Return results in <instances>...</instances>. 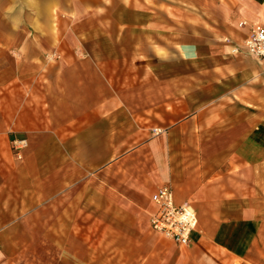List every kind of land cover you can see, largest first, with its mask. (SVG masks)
Here are the masks:
<instances>
[{
    "label": "crops",
    "instance_id": "1",
    "mask_svg": "<svg viewBox=\"0 0 264 264\" xmlns=\"http://www.w3.org/2000/svg\"><path fill=\"white\" fill-rule=\"evenodd\" d=\"M125 3L30 0L29 19L12 28V37L3 31L11 28L0 6V232L10 222L37 221L38 207L52 231L54 206L83 205L86 183H100L119 159L158 155L163 142L196 141L193 130L222 97L243 92L246 83L260 86L264 62L243 48L249 26L216 42L209 35L213 42L197 48L195 28L182 34L174 23L130 21L138 12ZM19 17H12L14 25ZM13 139L26 140L22 160ZM176 153L172 169L149 174L152 182L127 188L126 198L143 206L148 229L159 235L150 226L151 196L169 186L175 203L197 215L190 243L203 256L213 264H252L238 262L239 252L220 241L224 221L253 213L244 207V191L214 184L212 161L182 168ZM92 201H100L99 185ZM231 232L245 236L244 229Z\"/></svg>",
    "mask_w": 264,
    "mask_h": 264
},
{
    "label": "rangeland",
    "instance_id": "2",
    "mask_svg": "<svg viewBox=\"0 0 264 264\" xmlns=\"http://www.w3.org/2000/svg\"><path fill=\"white\" fill-rule=\"evenodd\" d=\"M123 1L138 12L129 15L130 21L164 26L174 23L182 34L195 28L197 48L210 43L209 35L216 42V37L224 39L238 27L250 29L264 23V0ZM29 2L0 0L2 17L11 28L3 30L7 36L12 37V28L17 30L19 23H27ZM104 2L109 4V0ZM19 12L14 25L12 17ZM33 21L40 26L42 20L37 16ZM227 96L218 101L222 105L214 106L198 122L193 130L196 141L163 142L154 149L161 151L158 155L154 152L151 157L138 156L129 162L119 159L116 170L102 177L100 183L98 179L86 183L83 205L54 206L52 231L50 223L45 222L43 207L37 209V221L7 223L0 232V264H213L191 243L180 246L150 232L143 206L133 205L126 198L127 188L145 189L152 182L149 174L161 176L165 165L172 169L173 150L182 168L186 165L189 169L190 162L199 167L206 160L212 161L214 184L223 181L230 190L238 187L244 191V207L252 208L253 213L224 221L226 232L220 241L232 246L235 256L239 252L238 262L264 264V109L259 108L264 107V77L260 86L246 83L243 92ZM227 102L228 107L223 108ZM248 160L257 161L258 166ZM93 185H99V203L92 201ZM237 229H244L245 236L231 232ZM257 230L261 236H246Z\"/></svg>",
    "mask_w": 264,
    "mask_h": 264
},
{
    "label": "built area",
    "instance_id": "3",
    "mask_svg": "<svg viewBox=\"0 0 264 264\" xmlns=\"http://www.w3.org/2000/svg\"><path fill=\"white\" fill-rule=\"evenodd\" d=\"M246 53L264 62V27L252 26L243 43ZM12 151L16 159L21 158V151L26 147L25 139H13ZM155 211L150 216L153 232L180 245L187 246L198 226V218L194 209L188 204L177 205L169 186L158 188L151 196Z\"/></svg>",
    "mask_w": 264,
    "mask_h": 264
}]
</instances>
